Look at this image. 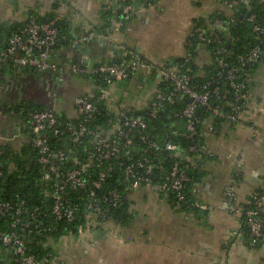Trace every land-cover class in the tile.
<instances>
[{
	"label": "built area",
	"instance_id": "1",
	"mask_svg": "<svg viewBox=\"0 0 264 264\" xmlns=\"http://www.w3.org/2000/svg\"><path fill=\"white\" fill-rule=\"evenodd\" d=\"M157 0H119L109 10V33L124 31L139 14L141 8L154 5ZM231 12H218L194 23L187 40V55L179 62L167 65L153 63L139 53L123 46L116 63L67 64L53 61L55 49L62 41L58 20L39 21L31 16L7 39L0 38V81L7 67L31 69L57 74L59 83L71 76L88 78L93 90L75 100V116L64 120L58 111L37 110L23 117V134L29 141L30 163L25 166L39 189L40 204H32L22 194L13 199L0 184V264H64L60 245L68 238H54L60 222L77 225L78 232H94L111 222L110 214L130 201L141 189L175 195L182 207L184 190L190 182L187 171L196 165L202 153H207L203 127L210 124L197 113L205 108L214 118L237 126L253 122L249 116L253 106L251 82L246 69L264 58V9L256 12L261 0H220ZM240 9L247 12L241 14ZM247 13V15H246ZM248 26L253 42L245 52L235 57L231 46L246 39L234 34L235 29ZM104 36L89 31L77 39L78 45ZM105 38V37H104ZM199 46L207 51V66L215 73L197 82L193 70ZM154 76V96L145 109L128 106L112 94L119 81L130 82L137 74ZM102 84H98V83ZM171 112L173 136L194 142L181 167L178 161L161 183V162L173 158L178 150L166 133L163 143L158 136L149 137L153 122L161 121V112ZM181 107V109H176ZM213 119V118H212ZM184 121V122H183ZM185 123V131L179 129ZM212 131L215 129L212 124ZM4 137L0 135V146ZM167 139V140H166ZM17 152V151H16ZM0 147V181L7 172L15 173L14 163L2 159ZM243 161L238 159L236 178L241 175ZM129 191L132 192H128ZM231 213H245L249 243L264 246V190L254 195L251 205L241 209L235 200V187L228 191ZM196 207H200L197 202ZM39 253L32 246L38 237Z\"/></svg>",
	"mask_w": 264,
	"mask_h": 264
},
{
	"label": "crops",
	"instance_id": "2",
	"mask_svg": "<svg viewBox=\"0 0 264 264\" xmlns=\"http://www.w3.org/2000/svg\"><path fill=\"white\" fill-rule=\"evenodd\" d=\"M118 2L0 0V26L6 28L1 36L7 39L31 16L41 21L58 20L65 29L64 41L53 54V61L59 65L113 63L120 56L121 46L153 63L167 65L185 59L189 33L196 21L231 12L220 0H157L153 6L141 8L124 31L110 34L105 14ZM89 31L104 36L78 45L77 39ZM207 62V51L199 46L198 68L204 69ZM26 72L9 70L0 81L2 145L14 151L25 150L29 141L23 134V119L12 107L33 102L74 117L76 99L64 104L59 101L61 92L66 96L74 88L78 98L93 90L88 78L71 76L61 84L53 72L38 75L37 80L30 76L32 72ZM204 74L203 70L198 73ZM153 79L151 73L137 74L129 86L113 87L112 94L128 106L145 109L154 96ZM251 93L252 123L222 124L213 131L210 123L202 129L208 159L201 167L203 177L193 188L199 210L180 211L163 194L150 189L135 191L130 200L131 223L111 222L90 232L91 237L84 232L67 239L60 245L65 264H76L77 257V264H264V246L253 247L246 238L245 213L228 209L232 186L241 209L250 206L254 195L264 190V61L253 74ZM54 95H58L57 101ZM238 159L243 166L236 178ZM82 237L86 240H80Z\"/></svg>",
	"mask_w": 264,
	"mask_h": 264
},
{
	"label": "trees",
	"instance_id": "3",
	"mask_svg": "<svg viewBox=\"0 0 264 264\" xmlns=\"http://www.w3.org/2000/svg\"><path fill=\"white\" fill-rule=\"evenodd\" d=\"M256 8H257L256 12L259 14H262L263 9H264V4H259V5L257 4ZM240 12H242L241 14H244L247 11L245 9H240ZM246 15H247V13H246ZM111 16H113V11L108 10L105 14V18L108 22L107 26L110 25L109 18ZM37 20H39V19L37 18ZM39 21H41V20H39ZM200 22H202V21H200ZM200 22L196 21L195 23H200ZM58 25H59L61 32H62V41L60 43V44H62V42L64 41L65 29H64L63 23L58 22ZM5 29L6 28L0 26V38H2L1 32L5 31ZM232 32H234V34H240V35L246 37V39H244L242 42H239L236 45L231 46V49L235 53V57L232 58V60H234L238 55L245 52V48H247L249 46V44H252L253 38H252L251 32L249 30V27L246 25L239 27V28L237 27L235 29V31H232ZM179 61L180 60H177L176 62H179ZM263 61H264V58L261 59V61H259L257 64L249 65L246 67L248 72L251 74L252 78H253V74L256 72L258 66ZM116 62H118V60ZM116 62H114V63H116ZM9 70H20L23 74H26L27 73L26 71H28V72H32V74H36L37 76L39 75V72L36 70L21 69V68H10V67H7V69H5L3 71L4 74ZM193 70H194L195 75H198L199 71H201V70L205 71L204 75H199L196 78V81L200 82V83L205 81L206 78H204V77H207V76L209 77L215 73L214 68L206 65V67H204V69H199L197 63L194 64V62H193ZM98 84L100 85L102 83L99 82ZM54 108L56 109V107L51 108V107H48L47 105H35V104H33V102H27L24 104L20 103L18 105H15L14 107H12V109H15L20 114L21 118L26 117L28 113H31L33 111L50 110V109H54ZM174 109L175 108L169 106L165 110H163L161 112V121L153 122V128H151V130L149 132L150 138H155L156 136H158L159 139H161V143L164 142V140L166 138V133L170 134V137H172L170 140L178 148L175 157L168 158L166 161L161 162V183L166 180L167 173L172 169L175 162L178 161L179 163H181V167H183V165L186 163L185 157H187V156L192 157L193 156L188 151H189L190 146L193 145L194 142H190V140L182 138V137L173 136V131L175 129L170 128V125L172 122L170 117H171V112ZM176 109H181V107H176ZM197 113L204 120H207V122L212 123L215 128L219 127L222 124H225V121L220 120L218 118H214L209 112H207V110L205 108H200ZM58 114H59V116H61L62 119H64V120L68 119V116H66L65 114L59 113V112H58ZM183 122H181V126H179L178 128L185 131V123H183ZM0 147L3 148L5 151L4 155L2 156V159L4 161L9 162V163H14L18 169L15 173L7 172L5 177L0 181L1 186L5 187L6 192L9 193V195H5V196L3 195V196H1V198L2 199H13L15 195L22 194L27 199H29L33 205L34 204H40V200H39L40 191L37 188L36 183L34 182L33 178L28 177V174L25 172V166L28 163H30V159L28 158L29 154H30V150H29L30 145H27L25 150L17 151V152L14 151L9 146L3 145ZM199 156H200V159L196 160V162H197L196 165H194L193 167H191V169L189 171H187V175L190 178V182L188 183V185L186 186V189L184 190V194L186 196V199L182 202V204H181L182 207L179 209L180 211H182V210L183 211L199 210V208L195 206V204L198 201L195 199L193 188H194V185L203 177V174L201 172L202 171L201 167H202V164L204 163V161L206 159H208V155H207V153L204 152ZM129 190L130 189H128V192H132ZM165 196L168 197L171 206L173 208H176V205L178 204V202H177L175 195L169 194V195H165ZM130 206H131V201H128V202H125L121 208L112 210L111 214H110L111 222H116L118 224L131 223L133 216L129 211ZM248 207H252V205H250ZM244 220H245V216H244L243 222H244ZM5 224H6V222L0 223V229L2 227H3V229H6L7 227L5 226ZM59 226H60L59 230L55 231L51 235L56 239H58V237H61L65 234H66L68 239L72 238V237H76L77 235L80 234L78 232V227L75 224L60 222ZM101 227L102 226H100L99 229H97L96 231L100 230ZM243 228H244V232L246 234V238L249 242L250 238H249V233H248L247 227L243 226ZM46 238H47V236L46 237H38L36 239V242L32 245L34 247V249L36 251H38L39 253L41 252L42 247H38V243H39L38 241H45ZM253 247H260V246H253Z\"/></svg>",
	"mask_w": 264,
	"mask_h": 264
},
{
	"label": "rangeland",
	"instance_id": "4",
	"mask_svg": "<svg viewBox=\"0 0 264 264\" xmlns=\"http://www.w3.org/2000/svg\"><path fill=\"white\" fill-rule=\"evenodd\" d=\"M30 76H31L32 79H34V80H37V78H38V76H37L36 74H30ZM58 87H59V86H58ZM39 89H40L39 92H40V91H41V92L43 91V89L41 90V87H40ZM73 89H74V88L70 89V91H67L66 96H65V92L62 91V92H61V95H60V97H59V101L63 102L64 104H68V105H69V104H72L73 99L75 100L76 97H77V95H76L77 92H75V90H73ZM32 91H34V90H32ZM115 97H116V96H115ZM53 98H54L55 101H57V100H58V95H57V96L54 95ZM87 234H89L90 237L93 235V234H91L90 232L87 233ZM80 240H86V237H82V238H80ZM89 240H90V238H89ZM66 241H67V240H66ZM66 241H64V242H66ZM59 249H60V251H61V253H62V256H63V254H64L63 250H61L60 247H59ZM78 260H79V257L76 258V261H75L76 264L79 263ZM63 261H64V264H65L66 261H65L64 256H63Z\"/></svg>",
	"mask_w": 264,
	"mask_h": 264
},
{
	"label": "water",
	"instance_id": "5",
	"mask_svg": "<svg viewBox=\"0 0 264 264\" xmlns=\"http://www.w3.org/2000/svg\"><path fill=\"white\" fill-rule=\"evenodd\" d=\"M42 74H43L42 72H39V76H41ZM118 86H129V82L121 80L119 81Z\"/></svg>",
	"mask_w": 264,
	"mask_h": 264
}]
</instances>
